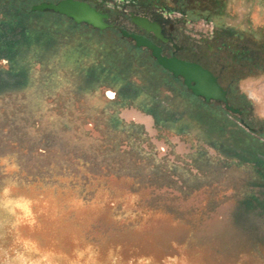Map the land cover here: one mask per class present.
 Returning a JSON list of instances; mask_svg holds the SVG:
<instances>
[{"label": "rangeland", "instance_id": "rangeland-1", "mask_svg": "<svg viewBox=\"0 0 264 264\" xmlns=\"http://www.w3.org/2000/svg\"><path fill=\"white\" fill-rule=\"evenodd\" d=\"M59 1L0 0V264H264V0ZM145 11L242 115L122 34Z\"/></svg>", "mask_w": 264, "mask_h": 264}, {"label": "water", "instance_id": "water-1", "mask_svg": "<svg viewBox=\"0 0 264 264\" xmlns=\"http://www.w3.org/2000/svg\"><path fill=\"white\" fill-rule=\"evenodd\" d=\"M32 10H52L73 19L76 23H86L100 30H105L111 26L107 21L109 19L108 13L101 12L90 3L82 0H61L58 3L42 2L33 5ZM132 19L138 26L153 31L157 36L159 35L157 24L146 16L136 15ZM122 34L132 38L138 47L149 48L158 63L175 77H182L185 85L194 95L204 97L207 102L211 100L221 101L230 111L241 112L240 109L229 103L227 90L219 82L218 77L201 63L187 61L176 56L163 55L161 48L143 35L125 29L122 30Z\"/></svg>", "mask_w": 264, "mask_h": 264}, {"label": "flooded vegetation", "instance_id": "flooded-vegetation-1", "mask_svg": "<svg viewBox=\"0 0 264 264\" xmlns=\"http://www.w3.org/2000/svg\"><path fill=\"white\" fill-rule=\"evenodd\" d=\"M136 15L146 16L152 22H155L157 24V26H158V32H159V35L157 36L153 31H149V30H147L145 28H142L141 26H138L136 24L137 28H138V32H139L137 34L143 35L144 37L150 39L158 47H160L161 50H162V54L163 55H166L168 57L176 56V57H178L180 59H184V60L190 61L189 59H185V58H182L180 56V53L185 50V46L183 44L182 45L178 44L175 41V39H174L175 38L174 36H175V34L177 32L176 25H175L174 22L170 21L167 18H164V16L161 15V14H158V16L150 15L147 11L143 12L142 14H133L132 17L136 16ZM216 76L218 77V80L220 82L219 76L218 75H216ZM224 88L227 90V96H228V99H229L230 98L229 97V90L226 87H224ZM251 98H253V97H251ZM238 109H240V111H241L238 114L242 115L244 113V110L242 108H238ZM244 124L249 126L245 122H244ZM251 129L254 130V131H257L255 128L251 127Z\"/></svg>", "mask_w": 264, "mask_h": 264}, {"label": "snow or ice", "instance_id": "snow-or-ice-1", "mask_svg": "<svg viewBox=\"0 0 264 264\" xmlns=\"http://www.w3.org/2000/svg\"><path fill=\"white\" fill-rule=\"evenodd\" d=\"M109 95H111V94H109Z\"/></svg>", "mask_w": 264, "mask_h": 264}, {"label": "trees", "instance_id": "trees-1", "mask_svg": "<svg viewBox=\"0 0 264 264\" xmlns=\"http://www.w3.org/2000/svg\"><path fill=\"white\" fill-rule=\"evenodd\" d=\"M69 162V161H68Z\"/></svg>", "mask_w": 264, "mask_h": 264}]
</instances>
